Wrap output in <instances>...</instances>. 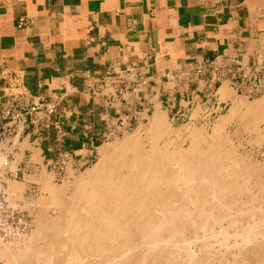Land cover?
<instances>
[{"label":"crops","instance_id":"0c3cea01","mask_svg":"<svg viewBox=\"0 0 264 264\" xmlns=\"http://www.w3.org/2000/svg\"><path fill=\"white\" fill-rule=\"evenodd\" d=\"M263 38L264 0H0V153L11 158L8 170L24 176L40 166L49 125L75 146L93 147L108 125L125 128L127 110H155L160 93L172 107L198 104L209 77L260 67ZM205 60L214 66L195 76L191 67ZM226 80L220 85L235 93ZM58 95L53 122L40 106L32 126L28 107ZM217 99L202 105L229 100Z\"/></svg>","mask_w":264,"mask_h":264},{"label":"bare ground","instance_id":"6f19581e","mask_svg":"<svg viewBox=\"0 0 264 264\" xmlns=\"http://www.w3.org/2000/svg\"><path fill=\"white\" fill-rule=\"evenodd\" d=\"M217 91L232 104L209 139L188 125L189 145H172L157 107L143 131L101 144L69 191L42 172L38 204L57 214L0 243L4 264H264V159L238 151L225 131L234 123L264 139V94L248 101L227 82ZM19 189L13 181L7 191ZM246 252L255 263L235 259Z\"/></svg>","mask_w":264,"mask_h":264},{"label":"rangeland","instance_id":"374dc122","mask_svg":"<svg viewBox=\"0 0 264 264\" xmlns=\"http://www.w3.org/2000/svg\"><path fill=\"white\" fill-rule=\"evenodd\" d=\"M262 45L264 48V38ZM260 64L261 65L259 68L257 66H254L248 71V73H238L235 69L232 70V76L230 77L223 76L221 74L209 77V89L207 91L196 90V93L201 99L199 102L200 104L190 102L183 109L182 107L180 109L179 105H175L173 107L170 106V100H167L165 98L166 94L160 93V102H158L157 107L164 112L166 119L171 126V129L174 131L178 129V132L173 131L172 134H170L172 145L179 146L181 144L180 146H183V148H186L189 145V129L184 127L188 125L195 126L201 129L200 132L202 136L206 137V139L210 138V135H212L211 129L214 125V122L219 116L225 115L227 113L229 106H231L230 104H232V100L230 99L227 101V103H222L218 108H208L207 105L203 106L202 103H205L207 99H211V101H213L215 97L219 98L217 100L221 101L220 97L218 96L219 93L217 89L223 81H227L226 79H229L231 81V87L235 92L234 94L238 97L244 96L246 100L252 101L253 99H257L262 96L264 94V57L262 58V60H260ZM213 66L214 62L205 60L192 66L190 70L195 76L204 77V75H206ZM134 111V108L127 110V125L125 126V128H121V131H118L117 125H108L106 128L108 129L107 136L101 138V140L93 141V147L89 146L90 142L86 141L78 142L76 144V147L73 141L64 138V134L58 133L59 129L52 127L53 125H49L48 129L50 130L51 127V131L53 130V132L49 134L52 138L49 142L50 149L49 151L44 152L42 158H40V166L32 172H25L24 176L22 175V173H20L19 170L14 169L12 172L9 171L8 167H13L12 163L10 162L11 158L8 157L5 153H0L2 154V157H8V167L6 169V176L4 178L5 187L8 189V186L13 181L20 187L18 193L19 195H17V197L15 196L13 198L12 196H10V205L22 211L24 218L29 224L30 229L34 227L39 216H55L57 214V210L53 207L46 208L45 210H43L46 212H43L41 206H39L38 204V201L41 199V197L47 195L46 192H43L42 190L40 191L41 183L39 182L40 179H38L40 178V175H42L43 173L47 175L50 174L51 180L56 185H62L66 181H68L67 183L69 185L66 190L68 189L69 191L72 187L73 178L77 177L86 168L91 167L92 164L96 161V159L98 158L97 149L101 147V144H108V142L111 143L112 141H115L117 137L122 138L123 135L134 132L136 128L138 129V127L141 129V131H143L142 126L144 127L148 123L154 109H137V114H135ZM56 115H58V112ZM51 121L53 122V119ZM236 126L237 125H235L234 123H229L225 126V131L227 132L226 134H228V136L231 135L229 139L230 142L232 144L238 143V145H235L236 147L238 146V151L248 152L251 156H255L254 158L263 160L264 139L259 136V133L263 134L261 129L259 131H244L243 129H240L241 127ZM105 127L106 126L104 125L98 126V128L100 129ZM262 127L263 126L260 125V128ZM56 130L58 131L56 132ZM242 130L244 132H242ZM179 134L182 136H179ZM256 135L259 137H257ZM23 181L29 183L26 188L24 187ZM30 229L26 230V233L24 232L20 235L27 234V231H30ZM17 237V235H4L0 228V243H6V240L8 243L10 241H13ZM246 254L247 257L245 256ZM224 257H228L227 259L230 258L229 260H232V256L229 253ZM235 259H245L246 262L255 263L256 256H254L253 253L246 252L242 253L240 256H236ZM0 264H4L1 258Z\"/></svg>","mask_w":264,"mask_h":264},{"label":"built area","instance_id":"2783aa9c","mask_svg":"<svg viewBox=\"0 0 264 264\" xmlns=\"http://www.w3.org/2000/svg\"><path fill=\"white\" fill-rule=\"evenodd\" d=\"M60 96H56L51 102L39 103L36 102L28 107V112L31 117L29 123L33 126L37 124V118L34 113L43 107L45 115L48 119L46 124H49L51 118L55 117L57 113V105L60 101ZM20 111L17 110L14 116H20ZM8 167V157H2L0 154V228L4 235H20L29 229V224L24 218L22 211L12 207L10 205V195L4 184V178L6 176V169Z\"/></svg>","mask_w":264,"mask_h":264}]
</instances>
